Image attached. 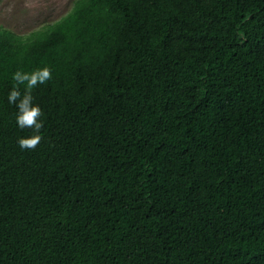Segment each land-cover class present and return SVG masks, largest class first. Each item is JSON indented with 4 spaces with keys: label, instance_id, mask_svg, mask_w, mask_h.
Instances as JSON below:
<instances>
[{
    "label": "trees",
    "instance_id": "trees-1",
    "mask_svg": "<svg viewBox=\"0 0 264 264\" xmlns=\"http://www.w3.org/2000/svg\"><path fill=\"white\" fill-rule=\"evenodd\" d=\"M44 67L22 151L12 75ZM0 264H264V0L0 26Z\"/></svg>",
    "mask_w": 264,
    "mask_h": 264
},
{
    "label": "clouds",
    "instance_id": "clouds-1",
    "mask_svg": "<svg viewBox=\"0 0 264 264\" xmlns=\"http://www.w3.org/2000/svg\"><path fill=\"white\" fill-rule=\"evenodd\" d=\"M51 79L52 71L48 67L36 69L30 73L18 70L12 75L14 83L8 92L7 101L17 108L15 114L17 127L32 129L33 133L29 137L18 138L17 144L22 151H34L43 139L41 130L44 127V121L41 117L44 113L38 105L33 104L32 93L39 85L46 84Z\"/></svg>",
    "mask_w": 264,
    "mask_h": 264
},
{
    "label": "rangeland",
    "instance_id": "rangeland-1",
    "mask_svg": "<svg viewBox=\"0 0 264 264\" xmlns=\"http://www.w3.org/2000/svg\"><path fill=\"white\" fill-rule=\"evenodd\" d=\"M74 0H0V26L20 35L41 29L65 15Z\"/></svg>",
    "mask_w": 264,
    "mask_h": 264
}]
</instances>
